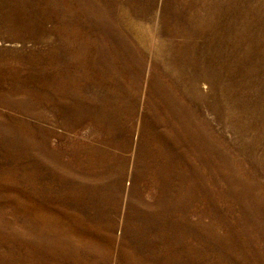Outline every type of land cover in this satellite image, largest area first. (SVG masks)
<instances>
[{"label": "rangeland", "instance_id": "374dc122", "mask_svg": "<svg viewBox=\"0 0 264 264\" xmlns=\"http://www.w3.org/2000/svg\"><path fill=\"white\" fill-rule=\"evenodd\" d=\"M0 264H264V0H0Z\"/></svg>", "mask_w": 264, "mask_h": 264}]
</instances>
